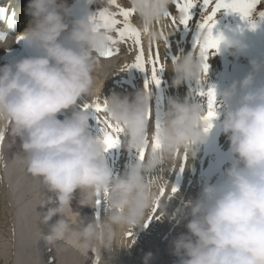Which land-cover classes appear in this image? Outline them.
I'll use <instances>...</instances> for the list:
<instances>
[{"label": "clouds", "instance_id": "obj_1", "mask_svg": "<svg viewBox=\"0 0 264 264\" xmlns=\"http://www.w3.org/2000/svg\"><path fill=\"white\" fill-rule=\"evenodd\" d=\"M128 5L141 29H149L145 37L159 41L158 25L172 0H128ZM25 11L31 19L20 37L36 55L0 67V123L11 126L29 173L53 194L45 222L64 215L80 193L81 207L94 208L97 199L107 204L105 220L87 223L85 238L102 240L113 225L143 228L155 200L149 174L178 152L196 156V149L208 141L201 119L207 107L188 98H169L162 114L161 147L153 150L148 143L153 92L111 94L103 115L124 126V146L136 151L148 147L141 162L115 176L105 158L103 135L89 130L92 114L78 108L82 98L94 94L97 51L108 44L106 33L92 30L93 14L69 23L67 0H29ZM221 43L236 58L248 48L235 37H224ZM202 63L192 52L172 61L167 68L174 74L172 86H197L203 79ZM250 65L246 76L217 93L228 105L221 123L230 141L231 164L222 181L204 185L197 199L177 210L178 222L188 221V234L172 241L180 264H264V62L252 60ZM65 112L71 115L60 119ZM165 218L171 217L165 213ZM62 231L63 221L58 220L49 241L58 240ZM152 258L146 254L145 264Z\"/></svg>", "mask_w": 264, "mask_h": 264}, {"label": "snow or ice", "instance_id": "obj_2", "mask_svg": "<svg viewBox=\"0 0 264 264\" xmlns=\"http://www.w3.org/2000/svg\"><path fill=\"white\" fill-rule=\"evenodd\" d=\"M264 0H172L174 6V14L172 10L167 9L164 13V22L170 21L172 29L176 32L181 26L185 29H191L193 25L196 28L195 41L193 46V54H197L202 60L203 79L198 85L191 90L190 95L206 97L207 111L201 119L205 122V132H209L214 127V121L219 117V104L217 101V91L215 85L205 87L207 80V73L209 69L208 60L211 55L218 53L220 50L221 42L224 39L223 34L215 35L214 29L217 24V16L222 11L226 14L237 15L241 20L247 22L248 26L255 30L259 27L256 17L260 23H264V11H258L259 5ZM107 7H101L91 16L92 30L104 31L108 44L102 49L97 51V55L101 58H112L119 55L120 44H126L131 52L135 53L134 60L123 66L121 71L129 69H138L141 72L150 73V76L145 80V90L152 91V87L159 88L162 84L161 75L166 70L165 61L162 60L159 51V41L148 39L147 51L145 49L144 37L149 29L145 26L143 29L135 22L136 13L132 7H125L120 0H105ZM197 7L202 9V15L197 20L194 17L193 10ZM158 25L160 38L168 47V35L165 31L167 25L165 23ZM205 38L202 40L201 37ZM2 39V37H0ZM20 37L19 40H23ZM167 59V53L165 52ZM177 58L173 57L172 61ZM82 109L90 112L99 126V131L103 135L105 151L117 148L121 143V136L125 133V128L119 123H113L106 115H101L107 112L108 103L107 98L103 99L97 97L92 102H84ZM149 119L153 120V111L149 109ZM163 127V118L159 110L155 115V121L152 132V140L148 143L151 144L153 150H159L160 143V130ZM4 136L0 134V143H2ZM148 151V147L139 152V159L142 161ZM187 161V154L184 155V162ZM183 171V166L180 168ZM149 183L152 179L149 178ZM177 187L172 188V193L176 194ZM164 196V189L162 188L159 196L157 197L154 206L152 217L155 216L156 210L159 208V199ZM101 199H97L96 204H100ZM150 217L149 221H151ZM99 219V218H97ZM147 222V223H148ZM145 224V227L147 226ZM128 235L133 236L132 232Z\"/></svg>", "mask_w": 264, "mask_h": 264}, {"label": "bare ground", "instance_id": "obj_3", "mask_svg": "<svg viewBox=\"0 0 264 264\" xmlns=\"http://www.w3.org/2000/svg\"><path fill=\"white\" fill-rule=\"evenodd\" d=\"M96 6L101 8V7H107L108 5L105 3V0H98L96 2ZM107 70L106 68L102 65V64H98V67L96 68L95 72H94V81L95 83L97 82L98 79L102 78V74L106 73ZM179 88H175L176 89H180ZM153 103L155 104L156 102L153 101ZM0 127L1 128H6L7 132H8V138L11 139V142L7 145L6 147V143H5V147H6V151H9L11 148H16L18 146V141L20 140L18 137H16L13 134L12 128L10 125H4L3 123H0ZM5 132L2 133V135H4ZM126 150L124 149L121 152V155L124 157L122 159V167L126 168L127 165V161H126ZM207 168V172L204 170V168H199L198 169V173L199 176H205L201 179H199L198 181H196V193L200 194V192L202 191V188L204 185L212 183L215 184L218 181V177H214V176H209V168L207 167V165H205ZM125 170L120 171L119 173L115 174V176L119 177L122 176L124 174ZM49 193V200L52 198L53 194ZM169 192H167L165 194V199L167 198ZM82 198V195L80 193H77L75 198L73 199L72 205L73 206H77L79 205L78 201ZM165 202L164 199H162L161 201H159L160 205L159 208L156 210V214L154 217H152V212H153V207L146 213V217H152L150 222H145L143 223V228H132L130 227L129 232L133 233V236H127L124 239V242H126L127 247H129V255H128V264H145V255H146V247H144V245L142 244V240L141 237L143 235H145L147 233V231L149 230L150 226L152 225V223L154 222V219L159 215L160 212H158L159 209H163V203ZM51 205V204H50ZM53 205H51L52 207ZM0 215L2 217H5L4 212L0 211ZM85 219H88L87 217H85ZM1 220V217H0ZM147 223V226L145 227V224ZM178 230H176L177 232ZM1 233V232H0ZM7 235V228H4V233H3V237ZM176 234H172L169 236V238H173ZM128 238V239H127ZM124 244V243H123ZM162 249V246H160V250ZM145 254V255H144ZM173 254V249L170 248V252L166 253V249L163 250L161 256L159 257V259L156 262H152L150 261L149 264H180L179 258L176 255H171ZM110 258V244L108 239L104 240L103 242V252H102V260L100 261V263L97 262L96 259L93 260V264H112V261L109 259ZM153 260V258L151 259ZM58 264H60V261L58 262Z\"/></svg>", "mask_w": 264, "mask_h": 264}]
</instances>
